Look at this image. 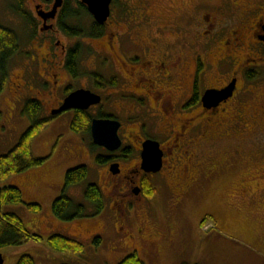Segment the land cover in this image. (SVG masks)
<instances>
[{"label": "flooded vegetation", "instance_id": "obj_1", "mask_svg": "<svg viewBox=\"0 0 264 264\" xmlns=\"http://www.w3.org/2000/svg\"><path fill=\"white\" fill-rule=\"evenodd\" d=\"M153 1L110 0L108 16L99 23L82 0H62L53 15L55 0H19L26 37L23 78L14 91L23 92V108L36 103L40 120L67 112L70 128L79 113L119 122L120 147L103 149L109 160L107 195L118 196L115 231L131 248L134 234L153 247L160 234L147 211V187L162 184L165 203L179 207L215 157H236L241 151L239 143L220 149L221 139L238 133L264 138V98L256 117L244 114L251 85L264 82V0H196L192 12L183 14L173 9L172 0H167V12L153 11ZM188 45L192 71L184 62ZM202 47L217 50L219 76L208 86L203 77L214 65L195 58ZM232 82L230 97L205 106L206 90H222ZM79 89L98 95L99 103L57 112ZM113 100L122 115L104 113L106 106L115 105ZM148 140L157 142L161 152L157 172L142 167ZM259 148L264 157V140ZM112 164H118L115 175L109 170ZM135 207L131 219L128 209ZM140 221L145 226H138Z\"/></svg>", "mask_w": 264, "mask_h": 264}, {"label": "rangeland", "instance_id": "obj_2", "mask_svg": "<svg viewBox=\"0 0 264 264\" xmlns=\"http://www.w3.org/2000/svg\"><path fill=\"white\" fill-rule=\"evenodd\" d=\"M206 1L216 3L217 0ZM195 2L196 0H172L171 4L173 9L183 14L191 13ZM151 6L153 11L169 10L167 0H155ZM19 11V0H0V25L13 30L18 39V50L6 66L8 74L0 91V155L14 147L30 126L28 117L22 111L23 92L19 89L18 93L14 91L23 78V38L26 37L25 24L23 22L22 25ZM185 48L188 54H184V62L192 71L191 47L188 45ZM215 52L217 50L210 51L202 47L195 55L196 59L200 58L205 63L214 65L203 77V86L213 84L219 76L215 66ZM263 84L264 82L259 81L256 85H251L253 93L247 94L248 104H245L244 114L247 119L251 115L252 120L259 113L264 98ZM258 94L263 97L256 98ZM43 98L44 101L47 100L46 96ZM114 103L113 107L106 106L103 109L106 112H103L122 115L116 101ZM41 113L42 116L45 111L42 110ZM261 124L262 121L259 125L262 126ZM263 140L259 134L240 136L239 133L221 139L218 143L220 149L228 144L239 143L241 151L236 153V157H215L213 165L201 175L195 188L179 207L173 208L165 203V187L162 184L155 186L153 182L155 192L151 198L147 195L144 198L148 202V208L145 206V209L151 214V221L160 227V234L157 238L154 237L155 247L134 234L131 246L135 248H131L125 245V239L120 238L115 231L117 223L114 224V216L120 209H115L118 196L107 195L111 188L107 184L109 160H105L106 151L94 146L90 135L73 131L70 128V114L63 112L49 119L46 128L33 139L34 158L45 159L41 165L10 176L22 175L23 180L16 182L24 202H37L41 205L38 212L29 211L25 204L11 206L23 209V224L42 240H30L21 246L1 248L3 264H16L22 254L32 256L36 264H117L134 251L145 264H239V257H243L245 253L248 255L251 251L246 249L250 245L247 242L264 248V157L259 148ZM97 157L104 160L98 162ZM82 165L87 168V176L68 187L66 193L75 204L84 206L83 216L71 221H57L51 210L52 200L61 194V189L58 192L57 188L61 183V188L63 187L67 170ZM6 179L0 180L2 186ZM91 184L100 189L103 199L101 211L84 196V191ZM136 212V207L128 209L131 219ZM16 213L20 217L21 210ZM202 218L205 221L200 224ZM137 225L145 226L142 221ZM119 231L123 232L122 229ZM53 234L77 240L83 246L82 253L75 255L50 250L46 245V238ZM96 237L101 239L98 244L93 242ZM236 244L243 249L238 258V254L231 251V246L235 247ZM253 248L254 252L264 258V250Z\"/></svg>", "mask_w": 264, "mask_h": 264}, {"label": "trees", "instance_id": "obj_3", "mask_svg": "<svg viewBox=\"0 0 264 264\" xmlns=\"http://www.w3.org/2000/svg\"><path fill=\"white\" fill-rule=\"evenodd\" d=\"M17 35L7 27L0 25V91L6 82V66L10 58L17 52ZM40 108L34 102H27L23 108V113L28 117L30 126L21 135L18 142L8 150L7 153L0 155V180L9 178L12 175L23 172L27 168L41 165L45 160L34 158L32 152V142L43 129L46 128L49 120H40ZM102 117V116H101ZM91 116L79 113L72 121L71 128L75 132H90ZM102 157H97L98 162H102ZM87 176L86 166H78L69 169L65 173L64 184L59 197L53 200L51 210L53 216L62 221H71L83 216L84 206L75 204L67 195V188L81 182ZM155 190L147 187L146 195L151 198ZM85 198L98 210L103 209V199L98 186L88 185L84 191ZM25 204L31 212L41 210V205L37 202H24L21 191L18 187L8 185L0 188V207ZM205 221V219H204ZM30 240L40 241L42 238L25 227L22 219L13 211H5L0 214V249L4 247L21 246ZM100 237L94 239V243L100 242ZM47 247L55 252L80 255L83 246L77 240L71 239L62 234H53L46 238ZM3 258V257H2ZM16 264H36L32 256L22 254ZM117 264H145L138 256L136 251L125 256Z\"/></svg>", "mask_w": 264, "mask_h": 264}, {"label": "water", "instance_id": "obj_4", "mask_svg": "<svg viewBox=\"0 0 264 264\" xmlns=\"http://www.w3.org/2000/svg\"><path fill=\"white\" fill-rule=\"evenodd\" d=\"M95 17L101 23L108 16V4L110 0H82ZM62 3V0H55L51 15L54 14L57 7ZM235 84L232 82L222 90H206L203 96L205 106H209L214 102L221 101L230 97L233 93ZM100 97L89 90L79 89L70 93L65 99L62 106L57 112L73 108L87 109L89 106L99 103ZM120 124L117 120L106 118H93L91 120L90 132L94 145L102 147L108 151H116L121 141L118 136ZM161 152L158 143L148 140L143 144L142 151V167L147 172H157L161 167ZM112 174L119 172L118 164H112L109 168ZM3 260L0 255V264Z\"/></svg>", "mask_w": 264, "mask_h": 264}, {"label": "crops", "instance_id": "obj_5", "mask_svg": "<svg viewBox=\"0 0 264 264\" xmlns=\"http://www.w3.org/2000/svg\"><path fill=\"white\" fill-rule=\"evenodd\" d=\"M16 177V176H15ZM10 177V178H8V179H6V181L3 183L4 185L2 186L1 185V183H0V188H2V187H4V186H8V185H13V186H16V187H18V188H20L19 186H18V184H17V182L16 181H21V180H23V177H22V175H20V176H18V177ZM15 178V179H14ZM61 186H62V183L59 185V188H57V190H58V192L60 191V189H62L61 188ZM56 196V195H55ZM53 201V200H52ZM18 207H13V206H1L0 207V214L2 213V212H5V211H13V212H17V211H19V210H21V214H19L20 215V217L22 218V220H23V209H17ZM17 214V213H16ZM18 215V214H17ZM57 221H58V219H56ZM262 230L260 229V232H261ZM264 231V230H263ZM263 233V232H262ZM256 235H258V234H256ZM263 235V234H262ZM235 237V236H234ZM237 238V237H236ZM237 239H239V238H237ZM245 241H246V239H244ZM247 242V241H246ZM247 243H249L250 245H252L250 242H247ZM250 245H248L247 247H246V249H248V250H251L250 251V253L247 255L246 253H245V255H243V257H239V264H264V258H263V256H261V254H259V253H256V252H254V248L253 247H255V248H257V249H260V251H263L264 250V248H263V246H260L259 244L257 245V244H255V245H252V246H250ZM231 246V245H230ZM249 247H252L251 249L249 248ZM240 250H243L240 246H238L237 244L235 245V247H232L231 246V251L233 252H236L238 255H237V258H238V256H240L239 255V252H240Z\"/></svg>", "mask_w": 264, "mask_h": 264}]
</instances>
